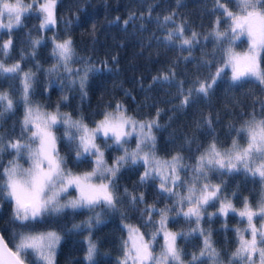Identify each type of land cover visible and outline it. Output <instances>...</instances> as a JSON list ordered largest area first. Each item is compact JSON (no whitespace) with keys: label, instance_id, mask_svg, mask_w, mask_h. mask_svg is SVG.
Listing matches in <instances>:
<instances>
[{"label":"snow or ice","instance_id":"1","mask_svg":"<svg viewBox=\"0 0 264 264\" xmlns=\"http://www.w3.org/2000/svg\"><path fill=\"white\" fill-rule=\"evenodd\" d=\"M60 2L0 0V82H10L8 88H0V206L3 202L11 204L5 231L8 225L12 226L7 240L0 232V264H57L63 236L53 228L38 230L36 225L60 217L66 210L93 213L68 229L88 232L84 255L87 264H95L98 254V245L92 239L95 226L103 223L104 213L117 211L122 219L127 218L128 212L139 213L142 227L148 230L125 225L128 235L122 240L117 264H264V95L254 98L250 111L242 109L234 113L227 125L226 140L230 144L216 133L214 123L220 117L217 115L214 120L211 113L202 115L197 126L207 129L211 139L206 147L197 144L194 151L189 147L187 156L183 145L168 157L160 156L154 131L161 127L157 119H136L121 100L104 104L96 113L101 118L93 120L91 125L83 114L74 118L71 113L61 111V106L70 99L66 90L72 92L78 85L81 100L86 98L90 75L107 68L106 62L97 67L91 58L76 53L70 34L62 39L53 34L49 53L53 62L44 68L36 58L45 38H32L29 33L28 47L19 50V59L8 63L15 48L13 33L24 25L25 19L36 16L40 21L38 28L45 30L55 27L61 19L66 26L71 23L70 19L58 17ZM176 3L182 7L180 0ZM212 3L213 13L219 15L207 34L189 27L186 19L177 23L175 11L163 16L158 25L166 33L160 39L179 44L182 50L186 48L189 56L183 57L185 60L201 37L204 40L211 37L214 42L211 52H202L205 57L202 62L208 68L215 67V72L204 78L195 77L187 88L185 81H178L180 107L212 94L218 81L227 76L226 69H230L231 82H255L264 93V0H212ZM76 11L79 12V7ZM151 12L149 4L148 14ZM136 15L130 12L124 24ZM139 15L143 17L144 13ZM169 22L173 27H168ZM92 28L95 31V24ZM5 35L7 39H3ZM238 41L246 44L243 50H237ZM28 60L35 71L22 67ZM41 71L45 75L43 92L60 89L61 95L54 106L34 99L35 89L40 85L37 73ZM174 77L172 67L153 77V81H169ZM239 103L235 101L232 107ZM21 106L22 115L5 127ZM161 111L157 109V117ZM61 127L63 133L57 136L56 130ZM133 138L135 147L130 144ZM61 140L68 147V152L63 154L59 147ZM184 142L191 145L195 138L186 134ZM111 151L119 154L109 164L106 154ZM6 155L10 158L5 161ZM82 164H90V170L77 171ZM132 165L144 168L139 174L141 186L159 181L156 201L148 203L145 192L130 191L126 186L121 192V174ZM241 173L260 182L261 190L258 199L254 197L255 202L247 196L241 199L238 191L230 195L226 191L228 182L222 177ZM213 175L221 178L219 183L212 182ZM70 191H75L76 196H69ZM160 199L171 203L158 207ZM234 199H241L242 206L236 207ZM125 200L128 208L121 211L119 205ZM209 207L216 210L208 212ZM230 213L238 215L245 226L233 229L237 244L227 253L216 247L213 229L204 227L202 222L210 225L213 217L226 218ZM156 216L159 218L154 219ZM181 217L195 226L179 231L170 229L169 223ZM196 234L201 240L199 245H193L196 250L189 252L178 244L179 240L187 241Z\"/></svg>","mask_w":264,"mask_h":264},{"label":"trees","instance_id":"2","mask_svg":"<svg viewBox=\"0 0 264 264\" xmlns=\"http://www.w3.org/2000/svg\"><path fill=\"white\" fill-rule=\"evenodd\" d=\"M182 5L178 6L176 0H61L58 4V17L70 19L71 23L65 25L64 20H59L58 24L50 30L39 29L40 23L36 16H31L24 20V25L14 31L15 48L12 52V59L8 63L19 59V50L27 48L26 40L31 33L32 38L43 36L45 39L38 49L36 59L47 68L53 61L49 55L52 43L51 37L56 34L58 38H64L71 35L74 42V48L79 56L91 58L93 64L101 67V62L107 63V68L102 72H93L90 75L87 84V97L81 100L78 91V85L72 92H65L70 99L61 106V111L71 113L74 118L83 114L86 122L91 124L93 120L100 118L96 113L103 108L109 100H121L128 109V113L142 119H157L161 127L154 130L157 136V151L162 157H168L173 154L181 145L185 148V155H189L187 149L191 147L194 151L197 144L207 146L211 137L207 129L197 126L201 122V116L212 114L213 119L218 115L219 122L214 123L216 133L222 141L230 144L226 140L227 125L233 119L234 113L250 111L253 106L255 97L264 95L260 87L255 82H237L233 83L227 76L218 81L213 89L212 94L208 97L200 96L196 103L187 107H180L182 97L178 95L177 82L185 81L184 87L187 88L195 77L204 78L210 72H215V67L208 68L203 64L202 52H211L213 49V39L208 40L200 38V43L192 48L191 56L189 52L179 44H172L163 41L162 38L166 33L158 25L162 22L163 16L170 12L177 13L175 20L177 23L181 19L189 22V27L194 28L197 32L207 34L213 26L216 16L219 13H213L212 0H180ZM152 6L151 15L148 14V5ZM79 7V12L76 9ZM71 8V12L69 9ZM136 12V17L132 18L127 25L125 20H129V13ZM144 13L143 17L139 14ZM77 16L79 18H77ZM161 19L158 21L156 17ZM119 17V21L116 18ZM95 24V31L92 25ZM168 27H173L169 22ZM223 27V25H222ZM186 35L190 33L186 32ZM5 35L3 39H7ZM237 50H243L246 44L237 42ZM113 57L116 59L113 60ZM211 58V57H208ZM25 69L32 68L33 63L28 60L22 63ZM174 67L175 77L169 81L156 80L153 77L161 76L168 72L169 68ZM108 69H111L109 71ZM40 85L35 89L34 99L45 105H55L61 92L59 87H55L49 92H43L45 75L43 72L37 73ZM10 82H0V88H8ZM18 84V82H17ZM128 92L130 95H126ZM43 93V94H41ZM103 97V99H101ZM239 105L232 107L235 101ZM173 106H176L173 111ZM257 110L259 106L256 105ZM157 109H161L159 117L156 116ZM23 112L22 106L18 108L15 116L7 120L5 127L12 125ZM17 130L19 125H16ZM63 128L56 130L57 136H61ZM194 137L195 142L188 145L184 142V136ZM174 141V143H173ZM101 143V141H97ZM134 143V138L130 144ZM241 143H244L241 140ZM62 154L68 152V147L64 140L59 143ZM119 153L111 151L106 154L108 163H112V157ZM199 153H196L198 155ZM5 156V161L9 159ZM194 162V161H193ZM72 162L70 161V164ZM90 164H82L77 171L89 170ZM142 165H132L126 171H123L119 180L121 192L123 187H128L130 191L145 192L146 200L152 203L157 200V181H152L148 185L139 184V174L143 172ZM183 175V173H182ZM220 177L213 175L212 182L219 183ZM222 179L228 182L227 193L230 195L233 191H238L240 198L247 196L255 202L254 197L258 199L261 185L258 179L255 181L251 177H245L243 173L224 176ZM135 185V187H134ZM74 191H70L69 196H73ZM241 199H234L236 207H241ZM165 201L160 199L157 206L163 207ZM143 207V205H140ZM218 207V205L216 206ZM121 211L128 208L127 200L119 205ZM215 207H209L208 212H214ZM101 211V209H97ZM11 214V204L3 202L0 206V232H3L5 239L11 235V225L7 226L5 231V222ZM93 213L87 210H66L65 213L57 218H51L47 223L36 225L38 230H47L53 228L60 231L63 236L60 247L57 252V264H87L84 255L87 248L86 237L87 231H68L73 224H79L85 221ZM156 216L154 219H158ZM260 221L257 220L259 225ZM134 224L141 227V231L147 232L142 227V221L139 213L128 212L126 219H122L121 212H107L103 215V223L95 226L92 239L98 245V254L95 257V264H117V258L121 256V243L126 239L125 225ZM204 227L213 229V240L218 249H223L230 253L237 244L236 233L233 230L236 227H244L240 218L236 214L230 213L226 218L213 217L210 225L202 222ZM226 225V227H225ZM169 228L174 231L180 229L187 230L194 227L189 225L184 219L178 218L176 222H170ZM162 242V238H161ZM201 243L198 234L193 235L189 240H179L178 244L185 247L189 252L196 250L193 245ZM11 246V244L9 245Z\"/></svg>","mask_w":264,"mask_h":264},{"label":"rangeland","instance_id":"3","mask_svg":"<svg viewBox=\"0 0 264 264\" xmlns=\"http://www.w3.org/2000/svg\"><path fill=\"white\" fill-rule=\"evenodd\" d=\"M228 71H229V73H230V69H228ZM230 75H231V73H230ZM131 115V114H130ZM135 117V116H134ZM101 118V117H100ZM100 118H98V119H100ZM136 119H138V120H147V119H142V118H138V117H135ZM98 119H96V120H98ZM92 124V123H91ZM90 124V125H91ZM131 147H135V139H134V143L133 144H131ZM144 169V168H143ZM90 170V169H89ZM159 182V181H158ZM74 196H76V192L74 191V194H73V196L72 197H74ZM128 225V224H127ZM131 225H134V224H131ZM134 226H136V225H134ZM126 229V228H125ZM127 235H128V233H127V229H126V238H127Z\"/></svg>","mask_w":264,"mask_h":264}]
</instances>
